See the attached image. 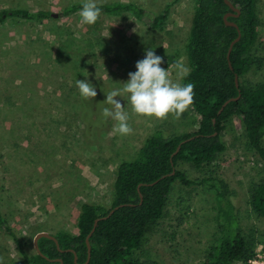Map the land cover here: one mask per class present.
Listing matches in <instances>:
<instances>
[{
	"label": "rangeland",
	"instance_id": "1",
	"mask_svg": "<svg viewBox=\"0 0 264 264\" xmlns=\"http://www.w3.org/2000/svg\"><path fill=\"white\" fill-rule=\"evenodd\" d=\"M82 0H0L7 8L46 9L49 19L7 18L0 25V210L21 241L0 228V262L9 264L34 251L39 231L77 232L83 202L109 206L117 167L132 160L148 135L165 137L197 128L189 107L177 120L133 114L126 98L116 97L129 114L133 131L113 134L115 121L101 115L105 93L121 88L136 61L152 50L172 66L189 67L185 44L194 13L193 0H98L133 2L160 13L168 7L162 29H148L129 12L100 14L92 25L80 23L79 11L59 16ZM254 64L245 79L264 82V0H257ZM76 79H87L96 97L83 99ZM226 149L200 168L180 162L188 179L209 173L224 178L233 190L243 233L254 240V260L233 264H264V217L249 206L251 189L264 182V161L246 143L237 117L226 123ZM264 145V139H263ZM215 193L204 184L172 183L162 217L151 225L132 256L149 264H197L217 235Z\"/></svg>",
	"mask_w": 264,
	"mask_h": 264
},
{
	"label": "trees",
	"instance_id": "2",
	"mask_svg": "<svg viewBox=\"0 0 264 264\" xmlns=\"http://www.w3.org/2000/svg\"><path fill=\"white\" fill-rule=\"evenodd\" d=\"M229 1L238 9L237 14L224 0H193L194 13L185 44L191 71L181 83L195 85L194 102L190 107L196 115L197 128L169 137L158 129L145 137L136 156L118 165L109 206L81 203L76 233L57 231L54 236L58 246L53 239L41 237L37 242L41 254L35 249L31 254L22 252L21 258L9 264H59L56 258L61 259L60 264H82L87 256L85 239L94 219L106 215L115 206L118 207L109 217L98 221L89 237L91 256L87 264H149L134 258L132 252L141 247L147 229L162 217L176 179L183 185L204 184L215 193L218 235L205 258L197 264L254 260V240L242 231L229 183L211 173L191 180L177 167L180 162L195 168L210 164L226 149L223 133L226 123L233 117L239 119L247 145L264 161V82L253 85L245 79L251 67L259 64L252 54L258 36L257 0ZM98 6L108 15L129 12L151 30L162 29L168 13V7L155 13L133 2H101ZM81 7L82 1L71 3L59 16L76 13ZM227 12L233 13L227 20L234 21L237 27L225 23L223 15ZM51 16L46 9H1L0 25L9 17L41 21ZM238 31L240 37L229 56L230 68L227 50ZM166 63L163 59L161 67ZM238 94L237 100L229 101L218 112L225 100ZM179 144V150L173 154ZM173 169L174 174H170ZM249 206L253 213L264 217V182L251 189ZM0 228L21 244L1 210ZM70 249L77 255L76 261Z\"/></svg>",
	"mask_w": 264,
	"mask_h": 264
},
{
	"label": "clouds",
	"instance_id": "3",
	"mask_svg": "<svg viewBox=\"0 0 264 264\" xmlns=\"http://www.w3.org/2000/svg\"><path fill=\"white\" fill-rule=\"evenodd\" d=\"M101 11L98 0H82L80 23L94 24ZM162 63L163 58L152 48H147L144 58L135 63L136 71L128 73L129 78L123 82L122 87L105 93L104 104L108 106L102 108L101 115L105 120L111 118L116 122L112 129L114 135L125 136L133 131L129 124V114L116 97L126 98L133 114L160 120L167 119L169 115L178 120L193 104L195 85L181 83L190 74V68L182 61H177L172 66L175 71L173 79L171 72L161 67ZM75 87L85 100L93 99L97 95L93 84L87 79H76Z\"/></svg>",
	"mask_w": 264,
	"mask_h": 264
},
{
	"label": "water",
	"instance_id": "4",
	"mask_svg": "<svg viewBox=\"0 0 264 264\" xmlns=\"http://www.w3.org/2000/svg\"><path fill=\"white\" fill-rule=\"evenodd\" d=\"M224 1L229 5V7H230L231 10L236 11V14L238 13V9L235 8L229 0H224ZM236 14H235V15H236ZM52 15H53V16H57V14H52ZM230 15H233V13H231V12H227L226 14L223 15V19H224L225 23H226L227 25H232V26L237 27V25H236V23H235L234 21H229V20H227V17L230 16ZM239 37H240V32L238 31L237 36H236V37L230 42L229 47H228V50H227V59H228V64H229V67H230V68L232 67L231 62H230V60H229L230 52H231V49H232L233 44L239 39ZM235 84H236V86L239 85V83H238V77H237L236 75H235ZM238 97H239V94H238L237 96H235V97H231V98H228L227 100H225V101L223 102V104H222V106H221V108L219 109L218 112H220V111L222 110V108H223V107H224L229 101L237 100ZM187 139H188V138H187ZM187 139L183 140L182 142L186 141ZM182 142H181V143H182ZM179 148H180V144L177 146V148H176V150L173 152V154H175V153L179 150ZM173 154H172V155H173ZM174 171H175V170L173 169V170L171 171L170 174H174ZM141 202H142V195L140 194V200H139V203H141ZM120 205H123V204H120ZM117 207H118V206H115L114 208L110 209L109 212H108L106 215L98 216V217H96V218L94 219L93 224H92V227H91V229H90V231H89V233L87 234L86 239H85V241H86V246H87V256H86V260H85L82 264H87L88 261H89V259H90V256H91V245H90V242H89V237H90V235L93 233V231L95 230V227H96L98 221H99L100 219H104V218L109 217V216L111 215V213H112ZM41 237H47V238L53 239L54 242L56 243V245L58 246V241H57V238L54 236V234H51V233H48V232H45V231H39V232H37V233L35 234V236H34V238H33V246H34V249L37 251L38 254H41V252H40V250H39V248H38V244H37V242H38V239L41 238ZM70 250H71V249H70ZM71 251H73V250H71ZM73 253H74V261H76V260H77V255H76V253H75L74 251H73ZM56 260L59 261V264H60L61 259H60V258H56Z\"/></svg>",
	"mask_w": 264,
	"mask_h": 264
}]
</instances>
